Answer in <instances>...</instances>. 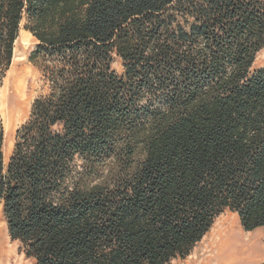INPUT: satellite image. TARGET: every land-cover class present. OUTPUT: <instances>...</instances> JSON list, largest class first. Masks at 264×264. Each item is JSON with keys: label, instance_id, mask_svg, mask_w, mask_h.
Instances as JSON below:
<instances>
[{"label": "trees", "instance_id": "trees-1", "mask_svg": "<svg viewBox=\"0 0 264 264\" xmlns=\"http://www.w3.org/2000/svg\"><path fill=\"white\" fill-rule=\"evenodd\" d=\"M21 28L42 91L6 163L0 117V206L31 264H171L225 210L264 226V0H0V86Z\"/></svg>", "mask_w": 264, "mask_h": 264}, {"label": "rangeland", "instance_id": "rangeland-1", "mask_svg": "<svg viewBox=\"0 0 264 264\" xmlns=\"http://www.w3.org/2000/svg\"><path fill=\"white\" fill-rule=\"evenodd\" d=\"M34 44L32 35L21 28L14 44L11 65L0 86L4 163L12 153L16 129L27 119L33 99L42 91L40 74L29 61ZM262 66L264 48L257 53L253 69ZM113 67L117 71L121 70L118 58ZM109 163H106L103 174H106ZM5 222L0 206V264H31V259L24 255L20 244L10 239ZM263 258L264 226L244 230L237 214L225 210L214 219L207 233L191 252L184 258L174 259L171 264H260Z\"/></svg>", "mask_w": 264, "mask_h": 264}, {"label": "bare ground", "instance_id": "bare-ground-1", "mask_svg": "<svg viewBox=\"0 0 264 264\" xmlns=\"http://www.w3.org/2000/svg\"><path fill=\"white\" fill-rule=\"evenodd\" d=\"M222 241H223V240H221L220 247H221V245H222ZM220 250H221V249H220ZM219 254H221V252H220Z\"/></svg>", "mask_w": 264, "mask_h": 264}]
</instances>
